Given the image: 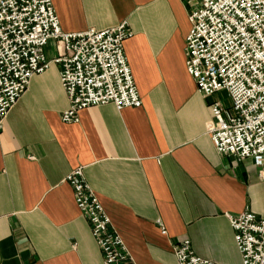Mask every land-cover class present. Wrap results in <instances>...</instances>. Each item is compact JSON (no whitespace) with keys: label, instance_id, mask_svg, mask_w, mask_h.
Masks as SVG:
<instances>
[{"label":"crops","instance_id":"1","mask_svg":"<svg viewBox=\"0 0 264 264\" xmlns=\"http://www.w3.org/2000/svg\"><path fill=\"white\" fill-rule=\"evenodd\" d=\"M61 31L126 23L127 65L139 108L90 107L65 124L59 65L31 79L0 132V264H102L65 181L82 175L132 264H176L175 246L240 264L227 215L264 219V181L250 160L216 153L210 105L185 67L190 7L183 0H50ZM57 58V44L44 49Z\"/></svg>","mask_w":264,"mask_h":264},{"label":"built area","instance_id":"2","mask_svg":"<svg viewBox=\"0 0 264 264\" xmlns=\"http://www.w3.org/2000/svg\"><path fill=\"white\" fill-rule=\"evenodd\" d=\"M190 7V31L184 56L197 93H224L228 106L210 105L214 120L210 139L221 156L250 160L264 181V0H183ZM127 24L84 33L61 31L50 0H0V132L31 79L60 66V85L68 102L65 124L79 122L90 107L113 105L118 111L139 108L141 101L125 59ZM50 41L57 58L44 56ZM76 207L100 249L102 264H132L119 235L86 183L82 170L65 180ZM240 264H264V219L252 212L227 215ZM176 264H216L197 257L188 240L174 248Z\"/></svg>","mask_w":264,"mask_h":264},{"label":"rangeland","instance_id":"3","mask_svg":"<svg viewBox=\"0 0 264 264\" xmlns=\"http://www.w3.org/2000/svg\"><path fill=\"white\" fill-rule=\"evenodd\" d=\"M221 103H223L225 105V101L221 100ZM226 106V105H225Z\"/></svg>","mask_w":264,"mask_h":264}]
</instances>
